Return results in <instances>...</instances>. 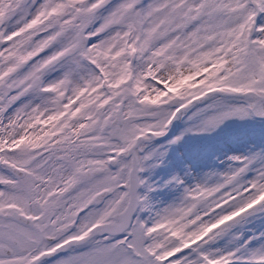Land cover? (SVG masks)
<instances>
[{"label":"snow or ice","instance_id":"1","mask_svg":"<svg viewBox=\"0 0 264 264\" xmlns=\"http://www.w3.org/2000/svg\"><path fill=\"white\" fill-rule=\"evenodd\" d=\"M0 264H264V0H0Z\"/></svg>","mask_w":264,"mask_h":264},{"label":"rangeland","instance_id":"2","mask_svg":"<svg viewBox=\"0 0 264 264\" xmlns=\"http://www.w3.org/2000/svg\"><path fill=\"white\" fill-rule=\"evenodd\" d=\"M184 125L180 122L176 123V126L172 130V134H175ZM245 126L243 124H232L227 125L228 129H236L240 131ZM223 129L211 139L195 138L192 136L186 137L184 143L179 148H174L170 154V161L173 165H178L181 161L177 158L179 152H183L184 160L191 162L194 166H199L203 163L213 162L215 157L212 155L213 152H222L228 150L229 152L237 150L239 144H224L220 146V141L223 139ZM209 149L205 154V150Z\"/></svg>","mask_w":264,"mask_h":264},{"label":"water","instance_id":"3","mask_svg":"<svg viewBox=\"0 0 264 264\" xmlns=\"http://www.w3.org/2000/svg\"><path fill=\"white\" fill-rule=\"evenodd\" d=\"M175 126H176V124H175ZM174 129V127L172 128V130ZM172 130H171V132H172Z\"/></svg>","mask_w":264,"mask_h":264}]
</instances>
